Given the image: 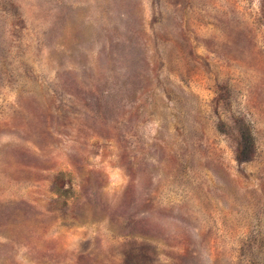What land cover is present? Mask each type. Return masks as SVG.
Segmentation results:
<instances>
[{"label": "rangeland", "instance_id": "rangeland-1", "mask_svg": "<svg viewBox=\"0 0 264 264\" xmlns=\"http://www.w3.org/2000/svg\"><path fill=\"white\" fill-rule=\"evenodd\" d=\"M0 264H264V0H0Z\"/></svg>", "mask_w": 264, "mask_h": 264}, {"label": "trees", "instance_id": "trees-1", "mask_svg": "<svg viewBox=\"0 0 264 264\" xmlns=\"http://www.w3.org/2000/svg\"><path fill=\"white\" fill-rule=\"evenodd\" d=\"M65 176L63 171H57L56 174L53 177V182H52V187L53 190L58 193V194H68L71 191V186H70V178L67 176L66 181L68 182L66 185L63 184Z\"/></svg>", "mask_w": 264, "mask_h": 264}]
</instances>
